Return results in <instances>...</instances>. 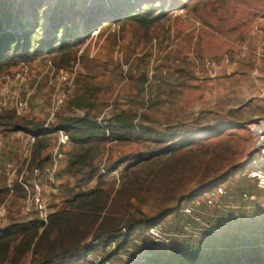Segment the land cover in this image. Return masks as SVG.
<instances>
[{
  "label": "rangeland",
  "instance_id": "obj_1",
  "mask_svg": "<svg viewBox=\"0 0 264 264\" xmlns=\"http://www.w3.org/2000/svg\"><path fill=\"white\" fill-rule=\"evenodd\" d=\"M256 24L264 29V0H0V35L25 32L20 43L5 48L16 55L14 62L0 68V126L13 134L2 154L21 160L20 133L67 129L63 187L52 210L67 217L64 240L75 242V230L95 223L81 209L106 207L100 229L129 220L138 229L126 250L102 264H142L148 248L169 250L150 264H190L203 259L195 252L214 240L234 246L226 250L233 264H264V190L235 173L257 157L246 123L264 114ZM229 54L236 59L231 67L221 64ZM203 58L218 67H202ZM21 70L27 71L22 85L13 80ZM16 98L26 99L25 111L16 112ZM120 117L127 121L119 124ZM55 137L52 131L35 137L29 165L50 161ZM217 183L227 190L224 206L202 204L196 220L181 212L191 197H204ZM240 190L256 200L242 199ZM22 196L20 187L9 188L0 177V203L10 212L1 225L20 220ZM157 217L168 241L146 233ZM106 250L85 259L83 249L61 264H95Z\"/></svg>",
  "mask_w": 264,
  "mask_h": 264
},
{
  "label": "built area",
  "instance_id": "obj_2",
  "mask_svg": "<svg viewBox=\"0 0 264 264\" xmlns=\"http://www.w3.org/2000/svg\"><path fill=\"white\" fill-rule=\"evenodd\" d=\"M257 29V28H256ZM241 49L245 46L240 45ZM256 55L259 58H264V37L261 44L256 48ZM236 59L234 54L224 56L221 64L231 67L235 65ZM201 66L210 70L218 67V64L213 59L203 58ZM27 78V71L21 70L15 72L14 81H19L22 85ZM4 98L9 100L11 89L5 85L3 87ZM14 107L17 113L25 111L28 107L26 99L16 98L13 100ZM247 129L253 135L254 154L257 156L243 166L235 170L237 176L242 177L246 182L252 183L259 190H264V116L254 117L246 123ZM45 130L55 132L56 137L49 147L48 153L50 161L45 164H30L31 148L35 142L33 135L25 137L20 133L18 139L25 147V152L20 161H15L10 158H4L2 152L6 146V139L12 138L13 134L7 133L0 127V177L3 178L5 186L13 188L15 185L20 187L23 196L20 198L18 206V214L25 219L36 218L43 223H46L49 215L52 213L54 205L58 202L61 195L63 182L60 178L62 163L65 158L66 151L70 145L69 134L60 127H45ZM29 166V168H28ZM204 197L195 195L191 197L190 203L184 205L181 212L191 219H199L201 206L205 204L212 208H221L220 199L227 195L226 187L223 183H217L208 188ZM238 195L247 201L256 200L252 192L240 190ZM9 206L6 202L0 203V223L7 216ZM162 221L147 228V235L156 240H166L163 232ZM185 228L192 232L194 228L190 221H186ZM113 245V244H111ZM111 245L103 248L110 250ZM114 246V245H113ZM106 250V251H108ZM99 260V259H98ZM104 262H108V259ZM26 264H32L30 260Z\"/></svg>",
  "mask_w": 264,
  "mask_h": 264
},
{
  "label": "trees",
  "instance_id": "obj_3",
  "mask_svg": "<svg viewBox=\"0 0 264 264\" xmlns=\"http://www.w3.org/2000/svg\"><path fill=\"white\" fill-rule=\"evenodd\" d=\"M9 32L10 33H3L0 35V68L3 64H9L11 62L13 63L16 59V55H14V53L5 49L6 46L12 43H20L25 33H22L20 30L14 31L11 29H9ZM56 40L57 39L54 37L51 39L53 44H57ZM125 121L127 120H123L121 117L118 119L119 124H124ZM58 126L69 134L65 127L62 125ZM2 130L6 131L3 128ZM46 134H50V131L42 128L38 134H33V136L38 137ZM14 187H16V185ZM192 195L195 194L188 195L184 197V199H187ZM83 206L84 204L80 203L78 208L81 209ZM106 209V207L96 208L94 206L89 209H81L83 210L82 214H85L84 211L88 212L89 210L95 217V223L93 222V224L83 232L82 229L75 230V232H80L78 234L79 239H77L75 242H72L70 240H64L61 236L63 232L68 230L67 217L64 212L51 213L47 222L43 223L36 218L25 219L21 217L18 214L17 208L16 216L20 217V220H14L7 225H1L0 223V264H3L6 261L17 264L22 259H24V257L28 256L32 264H61L68 262L76 252H79L83 249L85 251L84 256L86 259V256L89 252H94L99 248L103 249L113 244V248L103 253L99 257V260L95 262V264H102L108 258L117 255L122 250H126L130 243L129 240L131 234L138 229V225L135 222H131L130 220L115 227L110 226L107 229H100L101 222L104 218L102 213L105 212ZM9 213L10 212H8V214ZM71 214L73 217L79 218L80 220L87 219L78 213ZM160 218L162 217H157L155 221L147 224L145 228L156 224ZM97 229L100 230V234L97 233L94 235L93 232ZM55 232L56 234L51 237V234H54ZM90 235L92 236V239L85 241ZM232 239L234 238L232 237ZM214 241L208 245L202 246V250H204L203 252H195L196 254H201V258L203 259H201L199 262L191 261L190 264H233L229 256V251L226 250H232L234 246L228 243L226 245H218ZM221 248H223V256L221 258L217 257V259L216 254H218V249ZM148 249H150V252L147 254L148 256L145 257L144 263L142 264H150L152 261L157 259L158 255L162 253L166 255L169 251L167 249ZM180 251L182 252L184 249H180ZM167 262H171L170 259H168ZM185 263L186 262H184L182 259L176 264Z\"/></svg>",
  "mask_w": 264,
  "mask_h": 264
},
{
  "label": "crops",
  "instance_id": "obj_4",
  "mask_svg": "<svg viewBox=\"0 0 264 264\" xmlns=\"http://www.w3.org/2000/svg\"><path fill=\"white\" fill-rule=\"evenodd\" d=\"M257 28V29H256ZM255 31L256 32H259L260 33V39H261V42H262V39H263V37H264V32H262V31H264V29H262V27H261V25L260 24H256V25H254V27H253V30H252V33H255ZM262 32V33H261ZM259 116H264V114H257V115H254L252 118H254V117H259Z\"/></svg>",
  "mask_w": 264,
  "mask_h": 264
}]
</instances>
